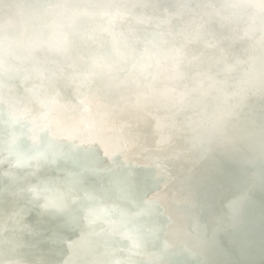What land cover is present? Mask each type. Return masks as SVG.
Listing matches in <instances>:
<instances>
[{
  "label": "clouds",
  "instance_id": "9594fccd",
  "mask_svg": "<svg viewBox=\"0 0 264 264\" xmlns=\"http://www.w3.org/2000/svg\"><path fill=\"white\" fill-rule=\"evenodd\" d=\"M0 264H264V0H0Z\"/></svg>",
  "mask_w": 264,
  "mask_h": 264
}]
</instances>
